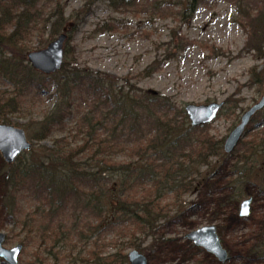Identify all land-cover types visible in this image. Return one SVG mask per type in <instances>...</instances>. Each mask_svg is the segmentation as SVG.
I'll return each mask as SVG.
<instances>
[{
	"label": "trees",
	"instance_id": "16d2710c",
	"mask_svg": "<svg viewBox=\"0 0 264 264\" xmlns=\"http://www.w3.org/2000/svg\"><path fill=\"white\" fill-rule=\"evenodd\" d=\"M213 1L162 2L156 11L165 15L168 7L180 5L179 12L188 21L199 4ZM229 1L247 29V48L264 57V0ZM10 25L12 31L8 32ZM68 25L70 40L79 22L69 21L62 4L41 20L0 8V46H9L13 54L9 59L0 58V75L17 86L14 93L0 94V119L6 120V114L20 106L24 93L18 86L25 85L39 95L47 90L49 98L55 99L42 118L31 119L27 125L32 141L39 143L56 131L62 133L53 145L35 148L33 143L15 162H5L3 206L21 225L27 240L46 243L45 249L56 257L59 248L87 237L97 247L92 250L91 264H128L124 247L101 255L103 234L153 232L170 212L163 200L170 195L174 201L181 200L198 178L208 175L211 159L223 155L222 140L209 133L208 124L193 126L185 108H179L171 96L136 87L127 77L80 68L69 59L68 47L62 67L50 75L17 59V47L29 35L36 31L43 36L49 30L52 40ZM263 80L264 69L257 75V82ZM72 118L75 124L63 134ZM255 124L260 129L255 130ZM250 130H254L250 137L243 138L234 151L240 153L231 175L232 199L237 202L246 196L245 183L264 174V109L251 120ZM127 150L137 157L135 163L115 160ZM205 166L209 169H203ZM26 201L33 203L29 210ZM252 249L264 257V235Z\"/></svg>",
	"mask_w": 264,
	"mask_h": 264
},
{
	"label": "rangeland",
	"instance_id": "374dc122",
	"mask_svg": "<svg viewBox=\"0 0 264 264\" xmlns=\"http://www.w3.org/2000/svg\"><path fill=\"white\" fill-rule=\"evenodd\" d=\"M162 2L174 0H0V8L41 20L62 4L69 21L79 22L65 47L70 48L69 59L80 68L127 77L136 87L171 96L179 108L189 103H223L218 117L208 124L209 133L222 140L223 151V155L211 159L212 170L198 178L196 186L181 200L174 201L172 195L163 200L170 212L148 235L133 236L128 230L119 236L116 231L103 234L99 242L102 256L124 247L128 253L140 250L147 256L148 264H264V257L252 252L264 235V174L246 182L242 187L246 196L235 201L231 175L240 153L225 156L224 150L226 137L242 115L264 96V80L257 82V75L264 69V57L247 48V29L239 22L237 10L229 0L199 4L188 21L182 18L180 5L174 4L165 15L160 14L156 6ZM87 8L90 12L83 13ZM8 28L11 32L12 25ZM52 40L49 30L43 36L35 31L23 41L24 45L17 47V59L24 64L29 62L30 51L45 48ZM10 57L12 49L1 45L0 58ZM150 66L155 68L149 69ZM16 89L15 83L1 73L0 94L7 96ZM18 89L24 93L20 106L0 122L27 132L31 119L42 118L55 99L49 98L47 90L39 95L25 85ZM74 124V119H70L63 134H68ZM255 125V130L260 129L259 124ZM252 131H247L244 138H249ZM61 134L56 131L45 141L35 143L27 132L35 148L53 145ZM115 160L135 163L137 157L127 150ZM5 162L0 152V231L6 233V247L23 245L19 264H91L92 250L97 248L93 239H73L70 246L58 249V257L45 249L46 243L27 240L21 225L3 206ZM249 197L251 213L240 216V205ZM24 206L29 210L33 203L26 201ZM207 224L220 230V239L229 253L227 261H219L187 238L189 232ZM0 264L9 263L0 257Z\"/></svg>",
	"mask_w": 264,
	"mask_h": 264
},
{
	"label": "water",
	"instance_id": "95a60500",
	"mask_svg": "<svg viewBox=\"0 0 264 264\" xmlns=\"http://www.w3.org/2000/svg\"><path fill=\"white\" fill-rule=\"evenodd\" d=\"M69 28V25L66 26L64 32L54 38L47 47L28 53V60L35 69L46 74H51L62 67ZM222 107L223 103L211 102L208 104L189 103L184 108L191 124L198 126L213 122L218 117ZM263 108L264 96L242 115L240 123L226 137L224 142L226 153L235 151L241 139L244 138L252 118ZM31 147L32 142L24 128L0 122V152L7 163L15 162L23 152L31 149ZM251 204V197L242 201L240 216L247 217L250 215ZM245 208L247 209L246 214ZM187 238L196 246L215 255L219 261L224 262L228 260V250L220 239L216 225L207 224L194 229L187 234ZM5 241L6 233L0 231V257L4 258L9 264H19V255L23 245L19 243L12 247H6L4 245ZM128 264H148V258L140 250L133 249L128 253Z\"/></svg>",
	"mask_w": 264,
	"mask_h": 264
},
{
	"label": "snow or ice",
	"instance_id": "6c2138e0",
	"mask_svg": "<svg viewBox=\"0 0 264 264\" xmlns=\"http://www.w3.org/2000/svg\"><path fill=\"white\" fill-rule=\"evenodd\" d=\"M246 212H247V209L245 208V214H246Z\"/></svg>",
	"mask_w": 264,
	"mask_h": 264
},
{
	"label": "flooded vegetation",
	"instance_id": "af4514ba",
	"mask_svg": "<svg viewBox=\"0 0 264 264\" xmlns=\"http://www.w3.org/2000/svg\"><path fill=\"white\" fill-rule=\"evenodd\" d=\"M252 119H253V118H252ZM241 140H242V139H241ZM236 148H237V147H236ZM233 152H234V151H233ZM233 152H232V153H233Z\"/></svg>",
	"mask_w": 264,
	"mask_h": 264
}]
</instances>
